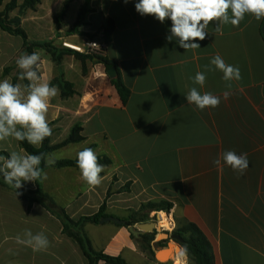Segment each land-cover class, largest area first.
Returning <instances> with one entry per match:
<instances>
[{"label": "crops", "instance_id": "0c3cea01", "mask_svg": "<svg viewBox=\"0 0 264 264\" xmlns=\"http://www.w3.org/2000/svg\"><path fill=\"white\" fill-rule=\"evenodd\" d=\"M137 2L90 0L86 24L71 36L73 43H82L76 37L87 41L88 34L100 36L104 19L114 21L106 55L116 63L131 92L128 102H122L105 66L87 61L86 74L75 70L80 88L67 75L74 96L62 97L59 86L53 85L59 92L51 99L47 115L52 145L65 141L75 124L81 125L84 140L51 152L46 161L53 162L46 164L75 159L79 151L90 147L98 158L110 161L102 163L101 185H87L78 168L47 167L43 170L46 179L37 180L38 186L76 221L96 214L111 186L114 193L107 199L108 216L123 220L142 204H172L170 213L161 211L173 221L170 232L165 230L169 236L176 226L188 222L211 244L215 264H264V19L246 15L239 27L224 25L222 34L211 23L206 38L194 41L200 48L186 51L175 38L167 39L171 20L161 23L154 16H142L135 9ZM72 3L77 5L78 16L85 0ZM22 26L26 31L23 21ZM23 48L22 37L0 28V81H13V72L2 75ZM217 54L238 66L242 78L226 82L221 72L209 71L203 87L194 84L191 78L205 71L204 66ZM42 58L40 74L51 83L54 65L47 56ZM18 83L25 85V80L19 78ZM192 87L219 96L221 103L197 109L185 96ZM225 91L231 92L228 99L223 98ZM228 150L247 153L249 167L243 175L223 162L220 167L212 163ZM12 151L27 154L19 141L0 142V152ZM57 153L59 157H53ZM128 184L129 192L118 193ZM22 187L35 191L37 184L22 181ZM161 213L151 212L150 217ZM26 229L33 234L43 232L50 242L47 249L33 251L18 243L16 237L24 238ZM84 232L95 251L122 256L129 264H191L184 250L172 253L165 262L150 259L139 237L116 223H87ZM154 243L155 239L151 243L155 251ZM0 264L89 261L77 241L64 234L57 216L39 203L30 205L0 178Z\"/></svg>", "mask_w": 264, "mask_h": 264}, {"label": "clouds", "instance_id": "9594fccd", "mask_svg": "<svg viewBox=\"0 0 264 264\" xmlns=\"http://www.w3.org/2000/svg\"><path fill=\"white\" fill-rule=\"evenodd\" d=\"M135 9L142 16H154L161 23L170 19L172 23L167 39L172 41L175 38L186 51L200 48V44L194 41L206 38L211 23L217 25L214 31L222 34L224 25L239 27L246 15L257 21L264 19V0H138ZM16 65L21 70L19 78L28 83L21 85L7 79L0 81V142L14 139L38 146L52 134L47 115L50 101L58 95L59 90L40 74L42 58L39 50L22 54L16 60ZM204 67L205 71H198L191 78L200 87L205 85L206 73L209 71L221 72L226 82L242 78L239 67L226 63L219 54ZM226 87L230 89L231 83ZM230 95V91H225L223 98L228 99ZM185 96L188 104L195 105L201 111L216 108L221 103L219 96L211 92L201 93L196 87H192ZM44 160L43 153L37 155L12 151L7 156L0 155V175L6 184L17 190L22 187V181L46 179L41 168ZM222 162L239 175H243L249 167L247 153L237 154L232 150L223 152L212 161L217 167ZM76 163L87 185H101L104 165L99 163L92 148L85 147L79 151ZM16 195H19L17 191ZM16 241L32 247L33 251L45 250L50 243L43 232L33 234L29 229L24 231V238L18 235Z\"/></svg>", "mask_w": 264, "mask_h": 264}, {"label": "trees", "instance_id": "16d2710c", "mask_svg": "<svg viewBox=\"0 0 264 264\" xmlns=\"http://www.w3.org/2000/svg\"><path fill=\"white\" fill-rule=\"evenodd\" d=\"M41 0H25L24 3L19 6L18 0H11L4 9H2L4 5V0H0V28L14 36H20L24 40V48L22 54H31L36 47H40L41 50L45 51L48 55L51 56V59L54 64H56L62 55H72L82 60L83 62V69L84 74H86V67L85 64L87 61L96 63V64H103L107 70L115 67L116 68V75L110 77L112 85L116 88L122 102L126 104L131 96L130 90L124 84L121 73L116 65L115 62L110 60L106 55V50L104 52L95 53L92 55H84L75 50L69 48H57L51 44H38L31 42L28 38L26 31L23 29L22 26V19L21 15L16 16L14 18L10 17V13L16 9L20 10V14L28 9H32L36 5L40 3ZM89 3L90 0H85L84 5L79 11L78 19L75 24L74 31L78 33L81 26L85 25V16L89 12ZM65 13V8L62 10L61 14ZM115 30V23L111 18L106 17L103 21V27L101 31V40L103 44L106 46L110 44L112 40V35ZM90 39H95L99 37L97 34H88ZM21 54V55H22ZM18 59V58H17ZM16 60L8 67L4 69L3 77L10 75L16 69ZM19 77L13 76L12 83H18ZM28 83L25 80V85ZM58 84L62 97H71L75 95L74 86L71 82L63 80L62 78H55L52 80L51 85ZM83 129L80 124H75L70 132L69 137L60 144L52 145L51 144V136L45 138L42 142L40 148H36L33 145L29 144L27 141H19L20 147L27 153V154H44L45 160L41 163L42 170L46 169L47 167L53 168H66V167H74L78 168L76 159H65L60 160L52 164L51 166L46 164V157L53 151L64 147L71 143H80L84 140L82 135ZM52 135V134H51ZM0 155L7 156L6 152H0ZM100 164H109L110 161L107 158H98ZM79 169V168H78ZM0 178L3 182V176L0 175ZM37 189L35 191L29 190L26 188H19L15 189L14 187L10 186L15 192L17 191L23 200L29 202L30 205L33 203H39L44 206L49 212L53 215L57 216V218L63 224V232L67 236L73 238L77 241L80 245L81 250L83 251L84 255L87 257L89 264H100L103 262L104 264H129L122 256H110L103 252L95 251L90 239L84 232V226L87 223L93 224H100V220L104 217H107V199L111 197L114 193L113 187L111 186L107 192L106 199L102 206L100 207L99 211L92 215V216H83L79 220H73L66 211L57 206V204L48 196L46 195L42 189L38 186V182L36 181ZM130 191V184L123 187L118 193L120 192H129ZM172 208V204L166 202H149L146 204H142L140 209L136 212H132L128 218L123 219L126 223L119 225L121 227H131L139 223H146L152 220L150 218L151 212H168ZM172 234L179 235L183 238V243L181 244L183 250L187 254L189 261L191 264H215V256L212 249L211 244L207 240V238L203 235V233L194 225L188 222H185L182 227H178L175 229ZM155 232L152 233H142L139 236V240L141 242L142 249L148 254L150 259H155V252L152 249L151 243L155 239ZM159 247H164V242H159L157 244Z\"/></svg>", "mask_w": 264, "mask_h": 264}, {"label": "rangeland", "instance_id": "374dc122", "mask_svg": "<svg viewBox=\"0 0 264 264\" xmlns=\"http://www.w3.org/2000/svg\"><path fill=\"white\" fill-rule=\"evenodd\" d=\"M10 1L11 0H4V5L2 9H4L5 6ZM24 1L25 0H18L19 6H21L24 3ZM72 1L73 0H41L38 5H36L32 9H28L24 11L22 14H20L19 9L14 10L13 12L10 13V17L14 18L16 16L21 15V19L25 23L24 27L26 28V31L29 33L30 39H32L31 42L38 44H51L57 48H69L74 50L73 48L65 44L72 43L75 46H83L92 39L89 38L87 41H85L86 39L84 38L76 37L78 40H82V43L72 42L71 36L80 33L79 31L78 33H76L77 31L76 32L74 31L75 29L74 27L77 22L78 16H77V9H75L77 5L73 4ZM64 8H65V13L61 14ZM35 50L40 51L41 58L43 55H45L53 63L51 56L48 55L45 51L41 50L40 47H36L34 51ZM53 65L55 68V78H62L63 80H66L68 75V77H70L73 80L72 82L77 83L76 84L77 88H80L81 82L76 80L77 73H75V70H77L78 68L80 69L78 70L80 75L84 74L83 62L81 59L72 55L65 54L61 56L60 60L56 64L53 63ZM20 72L21 70L18 67H16V69L13 71L14 75L17 77H20ZM62 72H64V75L63 74L61 75ZM59 154L60 153L54 154L53 157H59L57 156ZM150 218H152V220L146 223H151V222L157 223V227L154 230V232L156 233L155 240L156 241L161 240L159 239V236L166 234L163 238L164 240H161L160 242H169L170 239H168L169 238L168 232H170V230H168L167 232L165 231L167 229H163L160 227V225L158 224L159 215L156 214L154 216V214H151ZM109 223L113 224V222H109ZM182 225L180 224L178 225V227H182ZM175 229H177V226L173 229V231ZM154 247L155 249L159 248V246H157L156 243H154ZM169 255L164 259L160 258V261L162 262L167 261L169 259Z\"/></svg>", "mask_w": 264, "mask_h": 264}, {"label": "water", "instance_id": "95a60500", "mask_svg": "<svg viewBox=\"0 0 264 264\" xmlns=\"http://www.w3.org/2000/svg\"><path fill=\"white\" fill-rule=\"evenodd\" d=\"M262 33H263V36H264V24H263V28H262ZM99 40V39H98ZM102 41V40H100ZM107 74L109 77H113L116 75V68L113 67L109 70H107ZM109 222H113V223H116V224H119V225H122V224H125L126 222L120 218H116V217H113V216H107V217H104L100 220V224H105V223H109ZM157 227V223H154V222H151V223H141V224H137L135 227L134 226H131L129 227V230L131 232L132 235L136 236V237H139L142 233H152L154 232V230L156 229ZM166 234H163V236H165ZM170 240H172L175 244H176V247L174 248V252H183V248L181 246V244L183 243V238L179 235H176V234H172L169 236ZM161 240H164V239H161ZM161 240H158L156 241V243L160 242ZM172 247V244H170V242L167 243V248L165 247H159L158 249H155V258L157 260L158 259V251L162 250V249H171ZM169 257H173V254L171 253L169 255Z\"/></svg>", "mask_w": 264, "mask_h": 264}, {"label": "built area", "instance_id": "2783aa9c", "mask_svg": "<svg viewBox=\"0 0 264 264\" xmlns=\"http://www.w3.org/2000/svg\"><path fill=\"white\" fill-rule=\"evenodd\" d=\"M100 40H101V36H99L93 40L88 41L83 46H75V47H71V48H73L77 52L84 54V55H92L95 53L104 52V50H106V45L103 44V41H100ZM65 45H67V44H65ZM172 223H173V221H172Z\"/></svg>", "mask_w": 264, "mask_h": 264}, {"label": "bare ground", "instance_id": "6f19581e", "mask_svg": "<svg viewBox=\"0 0 264 264\" xmlns=\"http://www.w3.org/2000/svg\"><path fill=\"white\" fill-rule=\"evenodd\" d=\"M67 46H69V47H75V45H71V44H68V43H67ZM170 222H171V220H169L168 217L164 213H161L159 215L158 224L160 225L161 228L168 230L170 228V225H171ZM163 238H164L163 235H160L159 236V239H163ZM174 248L175 247L172 244L171 249H162V250L158 251V259H159V261H160V258L164 259L165 257H167V254L174 253ZM178 256L179 255L177 254L176 257H178Z\"/></svg>", "mask_w": 264, "mask_h": 264}]
</instances>
